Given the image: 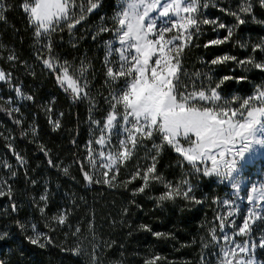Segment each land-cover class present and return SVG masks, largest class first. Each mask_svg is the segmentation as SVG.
<instances>
[{
    "label": "snow or ice",
    "instance_id": "snow-or-ice-1",
    "mask_svg": "<svg viewBox=\"0 0 264 264\" xmlns=\"http://www.w3.org/2000/svg\"><path fill=\"white\" fill-rule=\"evenodd\" d=\"M103 2L104 0H21L20 4L29 26L33 28L34 38L40 45L37 58L55 75L57 83L71 95L73 101L88 100L90 106L92 98L87 91L88 83L81 80L87 67L82 62L79 76L75 75L67 60L61 62L55 56L52 36L65 28L71 34L77 25L87 20L88 15L100 10ZM210 6L217 7L210 0H120L118 10L111 17V24L105 16H100V23L96 26L92 39L97 40L104 33L113 34V39L104 42L106 83L110 86L119 84L120 87H113L105 97L110 110L103 123L89 116L90 124L95 126L99 135L89 139L84 145L87 169L83 162L77 163L88 183L100 182L94 180L90 171L99 168L102 169L103 183L112 186L119 166L131 158L133 151L144 140H152L159 135L161 143H153L156 155L152 157L151 165L142 175L138 170L129 181L138 177L143 180L141 186L133 191V195L144 193L151 180L163 183L167 189L159 196L161 204L165 201L174 202L178 198L190 204L203 203L195 195V188L188 179L174 185L157 174V156L163 146L167 145L193 172L204 177H217L222 183L228 182L234 190L235 199L226 198L219 202L225 211H217L214 218L216 223L209 229L210 242L203 247L216 248L214 254L217 264H264V259L257 254L258 251H264V230L260 231L258 237L254 235L257 222L264 223V183L251 186L246 196L248 207L242 223L237 224L236 219L240 213L237 199H242L240 192L244 179L241 173L247 155L252 152L254 145L264 146V85L257 86L251 97L226 100L220 91L225 83L232 80L243 82L247 80L246 76L226 75L214 86L201 84L197 89L196 84L202 74L196 72L194 77H189L188 82H185L184 78L188 74L182 67L185 51L199 46L194 41L202 34L203 25L212 26V31L217 33L220 30L226 31L225 36H218L205 43V48L233 41L235 31L248 23L249 18L264 26V20L258 19L255 12L257 7L264 10V0H240L235 9L221 8L222 12L234 18L235 23L232 25L221 22L219 18L206 17L203 10ZM11 7L13 6L0 0V21L5 20V12ZM158 20L161 21L159 24ZM237 44L241 48L249 47L247 42L237 41ZM44 50L47 55L43 54ZM251 50L252 55L243 60L225 54L212 59L210 64L215 66L234 62L242 68L264 72V60L258 61L255 56L257 52L264 54V40L251 45ZM6 59L15 63L19 58L15 52H10ZM205 78L211 79L208 76ZM0 82L7 83L17 97L27 101L34 100L32 95L24 94L22 88L14 83L12 73L3 68H0ZM237 101L238 106L232 107ZM8 102L12 103L11 98ZM19 111V107H13L8 109V114L12 116ZM45 111L49 113V123L53 130L59 129L61 121L59 118H52V107H46ZM59 115L63 116V113ZM13 122L22 124L20 119H14ZM31 134L36 135L35 127L31 129ZM113 137H117L116 145L112 143ZM72 143L76 144V140ZM7 147L20 168H24L25 158L12 144ZM40 150L48 156V150L43 145ZM47 162L50 167H60L50 157ZM0 163L8 173L6 177L0 176V198L7 197L11 202V211L17 212L18 204L14 201L11 181L15 180L18 173L7 161ZM62 171L65 175L69 173L66 167ZM29 182L33 185L36 183L35 180ZM48 199L46 190L39 197V201L43 202V206H38L41 216H45ZM216 202L218 201H214ZM127 211L125 209V213ZM67 219V212L61 210L50 221L63 226ZM16 226L22 233L28 228L19 220L16 221ZM46 226L51 227L50 224ZM139 228L150 232L157 239L172 238L171 233L154 232L147 224H141ZM30 229L32 234L25 235V239L31 245L45 248L53 242L52 237L40 232L36 224H31ZM79 232L80 229L77 228L76 233ZM9 235L8 231L0 233V242L5 241ZM62 250L76 255L80 253L79 247ZM163 260L166 258L156 255L145 260V264H161ZM201 261L205 264L206 257L202 256ZM0 264H4L2 259ZM93 264H96L95 259Z\"/></svg>",
    "mask_w": 264,
    "mask_h": 264
},
{
    "label": "trees",
    "instance_id": "trees-1",
    "mask_svg": "<svg viewBox=\"0 0 264 264\" xmlns=\"http://www.w3.org/2000/svg\"><path fill=\"white\" fill-rule=\"evenodd\" d=\"M213 1L217 7L204 9V15L219 18L227 25L234 24V18L220 9H235L240 0H210V3ZM4 2L13 7L6 10L5 20L0 21V67L12 73L14 83L22 88L25 95L34 97L33 101L23 100L7 83L0 82V162L7 161L18 173L11 181L18 211H11V202L7 197L0 198V233H10L5 241L0 242V259L4 264H93V259L96 264H145V260L156 255L166 258L161 264H202V256L206 257L205 264H217L216 248L203 247L210 241L209 230L203 225L204 213L211 210L209 200L217 191L214 178L190 173L194 179L189 182L196 185L195 195L203 201L200 205L179 198L161 204L159 196L166 191L163 183L150 180L145 192L134 196L133 191L141 186L143 180L138 177L129 182L138 170L142 175L152 162L137 169L133 167L134 159L131 157L119 166L112 186L103 181L88 183L77 163L83 162L87 169L84 145L96 129L90 124L89 116L103 123L110 110L105 97L113 87H120L119 84L110 86L106 83L104 42L113 39V34L104 33L97 40L92 39L101 15L111 24L119 0H104L103 7L88 15L87 20L77 25L71 34L65 28L52 36L55 56L61 62L67 60L75 75L79 76L82 62L87 67L81 80L88 83L91 106L88 100L73 101L71 95L57 83L55 75L37 58L40 45L20 9L21 0ZM255 12L258 19L264 20V10L257 7ZM202 28L199 39L194 41L199 46L187 49L182 57L183 70L193 67L199 70L207 66L209 71L211 66L207 64L225 54L243 60L252 55L251 45L264 40V26L249 18L248 23L235 31L233 41L205 48V43L225 36L226 31L214 32L210 25H203ZM237 41L247 42L249 47L241 48ZM73 44L76 46L73 47ZM10 52H15L19 58L17 62L7 61ZM43 54L47 55L46 50ZM255 56L258 61L264 60V54L257 52ZM214 69L215 75L220 78L226 75L247 77L246 81L239 83L235 80L226 82L220 90L223 95H249L257 86L264 84V72L254 68L245 69L228 62L216 65ZM49 106L53 109L52 118L61 121V127L57 130H53L49 123V113L45 111ZM13 107H19L20 111L10 116L8 109ZM14 119H20L22 124H15ZM33 127L36 128L35 136L31 134ZM74 139L76 144L72 143ZM8 144H12L25 158L24 168H20ZM41 145L48 150V156L40 150ZM154 153L156 155V151ZM49 157L60 167H50L47 162ZM157 159V174L166 182L171 177L181 175L179 177L183 178L188 174L185 170L190 166L167 145L163 146ZM65 167L69 169L68 175L62 171ZM1 168L4 170V167ZM30 180L36 183L33 185ZM94 180L99 181L96 177ZM225 187L224 184L220 185L221 193ZM46 190L48 206L45 216H41L38 206H43V202L39 201V197ZM125 209H128L127 213ZM61 210L68 214L63 226L50 221ZM17 220L28 226L26 232L22 233L16 226ZM33 223L40 232L52 237L53 242L45 248L31 245L25 239V235L32 234L30 226ZM47 224L51 227H47ZM141 224L149 225L154 232L171 233L172 238L157 239L150 232L141 230ZM77 228L80 229L79 233H76ZM77 247L80 249L78 255L62 250ZM259 256L264 259V251H260Z\"/></svg>",
    "mask_w": 264,
    "mask_h": 264
},
{
    "label": "rangeland",
    "instance_id": "rangeland-1",
    "mask_svg": "<svg viewBox=\"0 0 264 264\" xmlns=\"http://www.w3.org/2000/svg\"><path fill=\"white\" fill-rule=\"evenodd\" d=\"M212 3L215 4L214 1ZM118 4H120V0H119ZM153 15H155V13ZM160 22L161 21L158 20V24ZM207 65L211 66V70L208 71L207 66H206V68H204V69L200 68L199 70H196L195 67H193L192 69H189V68L185 69L184 71L188 74L187 77L184 78L185 82H188L189 77H194V73L200 72L202 75L196 84V88L199 89L201 84L214 86V84L219 82V80L221 78L218 75H215L214 67H216V65L213 66L210 63ZM205 76L211 77V79L208 80L205 78ZM262 85H264V84H262ZM255 90L252 94H249V95H242L241 96L237 93H229V95H223L221 93V95L226 100H232L234 97H238V98L243 99V98H248V97L253 96L255 93ZM238 102L239 101L233 103L231 106L237 107ZM257 106H259L258 103H257ZM94 131L95 132L93 133V136L91 139H94L96 136L99 135V132L96 129ZM112 143H113V145L117 144V137H113ZM153 143H155V144L161 143V139H160L159 135L154 136L152 140H144L143 144L141 146H138L133 151V155L131 156L134 159L133 167H135L137 169H142L145 166L150 165V163L152 162V157L155 156L154 152L156 151L153 148ZM94 147H98V146L94 145ZM0 164L2 165V163H0ZM1 167H3V166H0V169H2ZM90 171H92V175L94 177H96L99 181L104 180V177L101 174L102 169L98 168L96 170H90ZM185 171H188L187 172L188 174L184 175L183 174L184 172L183 173L181 172L184 175L183 178L179 177L181 175L176 176L177 178L171 177V180H169V182H171L172 184L175 185L176 183L182 181L183 179H188L189 181L191 179H194L191 176L193 174L195 175L196 173L195 172L193 173L191 168H187ZM6 173H7V171L5 169L0 170V176H5ZM190 173H192V175ZM109 175L111 176V173ZM241 175L243 176L244 183L241 186L242 190L240 192V197L242 199H237V203L240 205V213H239L238 217L236 218L237 224L242 223L243 215L247 210L248 206L246 204V196H247V193L250 190L251 186L253 184H256L257 186H259L261 183H264V146H259V145L253 146L252 152L247 155V161H246L245 167H244ZM212 178H214V180H215L214 184L216 186L215 188L217 191H216V193L214 192V194H212L213 198L211 200H209L212 203V205L210 206L211 210L204 213L205 219H204L203 227L207 228L208 230L214 225V223H216L214 218L217 214V211H219L221 213H223L225 211L224 207L219 202H222L226 198L235 199V197L233 196L234 190L231 188V186L228 182L222 183L219 178H217V177H212ZM221 184L226 185V187H225L226 189L224 190L223 193H221V188H220ZM193 186H194V188H196V185H193ZM165 190H167V189L165 188ZM214 201H218V202L214 203ZM261 230H264V223L257 222L256 229L254 231V235H256L258 237L260 235ZM208 239H210V237ZM238 239L242 240L243 238L238 237ZM213 248H215V247H213ZM259 253H260V251H258V253H257L258 257L260 258Z\"/></svg>",
    "mask_w": 264,
    "mask_h": 264
}]
</instances>
